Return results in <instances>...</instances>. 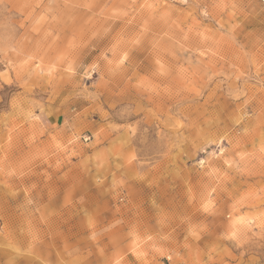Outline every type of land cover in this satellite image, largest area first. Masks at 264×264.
Here are the masks:
<instances>
[{
  "label": "rangeland",
  "instance_id": "obj_1",
  "mask_svg": "<svg viewBox=\"0 0 264 264\" xmlns=\"http://www.w3.org/2000/svg\"><path fill=\"white\" fill-rule=\"evenodd\" d=\"M134 247L264 264V0H0V264Z\"/></svg>",
  "mask_w": 264,
  "mask_h": 264
},
{
  "label": "snow or ice",
  "instance_id": "obj_2",
  "mask_svg": "<svg viewBox=\"0 0 264 264\" xmlns=\"http://www.w3.org/2000/svg\"><path fill=\"white\" fill-rule=\"evenodd\" d=\"M129 59L127 53H125L122 57L119 58V64L120 65H124L125 62ZM133 159H135V157H133ZM215 191V189H213V192ZM209 197H211V193L209 194ZM202 210L209 214V215H214V210H215V205L212 203V200L210 198H206L204 202H202ZM99 224V220L97 217L95 216H90L88 218L87 221V228L93 233L92 235V239H96V235H97V226ZM113 226H109V228H111ZM109 228H105L103 229V231L107 232L109 230ZM206 229L201 228L200 226H197L195 229L192 230V236L195 238H199V235L201 232L205 231ZM235 232H233L231 234V236L229 238L231 239H235ZM149 239H151L149 237ZM127 251V250H126ZM132 254L136 257L137 261H141V264H147V261L145 259L147 253H145L144 251H142L141 249H139L138 247H134L131 249ZM160 255H165V253L160 252ZM122 260H123V254H121L120 259H116L113 261H110L109 264H122ZM167 261L169 262V264H174V258L172 255H167ZM135 264V262H134Z\"/></svg>",
  "mask_w": 264,
  "mask_h": 264
},
{
  "label": "bare ground",
  "instance_id": "obj_3",
  "mask_svg": "<svg viewBox=\"0 0 264 264\" xmlns=\"http://www.w3.org/2000/svg\"><path fill=\"white\" fill-rule=\"evenodd\" d=\"M178 1H180V0H178ZM181 1H183V0H181Z\"/></svg>",
  "mask_w": 264,
  "mask_h": 264
}]
</instances>
